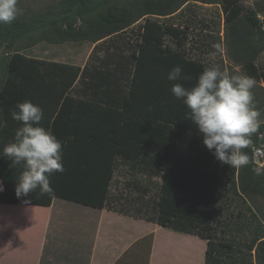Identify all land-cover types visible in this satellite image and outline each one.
<instances>
[{"label": "trees", "instance_id": "obj_1", "mask_svg": "<svg viewBox=\"0 0 264 264\" xmlns=\"http://www.w3.org/2000/svg\"><path fill=\"white\" fill-rule=\"evenodd\" d=\"M185 1L57 0L38 10L19 8L11 24H0V151L13 141L20 126L11 115L16 104L30 100L43 109L41 125L61 142L64 167L49 178L51 192L36 189L17 197L16 181L23 166H13L0 156L4 186L0 203L50 206L60 198L102 208L110 200L120 166L129 175L125 189L135 196L119 201V211L205 239V264H243L232 260L229 240L215 238L217 225H227L216 212L221 211L223 192L232 190L253 202L256 213L264 216L259 205L264 200V168L258 171L254 158V148L264 143V120L244 150L250 159L247 166L220 163L187 120L189 110L171 93L176 82L191 87L208 66L187 58L181 48L164 45L162 25L150 18H145L141 40L128 56L115 44L122 39L116 33L147 15L171 14ZM199 1L221 4L230 60L256 82L264 81V68L258 62L264 51L260 19L255 14L244 16L240 0ZM166 30L179 39L178 28ZM102 39L108 54L98 64L86 65L77 86L79 67L44 63L21 53L42 41ZM178 44L183 45L182 38ZM176 65L191 79L168 81L167 73ZM253 97L256 109L264 108V99L256 93ZM150 210L152 215L147 214ZM151 239L149 235L144 241L150 244ZM254 259L264 264V236L255 243ZM183 264H191V259Z\"/></svg>", "mask_w": 264, "mask_h": 264}, {"label": "rangeland", "instance_id": "obj_2", "mask_svg": "<svg viewBox=\"0 0 264 264\" xmlns=\"http://www.w3.org/2000/svg\"><path fill=\"white\" fill-rule=\"evenodd\" d=\"M55 1L57 0H18L17 7L32 11L38 10L43 6L54 3ZM240 2L244 8V16L255 14L262 22L264 28V0H240ZM145 18L157 20V22L162 25L164 30V45L170 46L173 49L181 48L187 58L204 62L208 67L216 65L221 70H227L229 73L244 74L241 68L233 64L229 58V52L225 41L226 23L221 4L204 3L199 0H187L179 9L171 14L147 15L144 18L139 19L128 28L122 30L121 33H116L120 34L123 40L117 38L118 42L115 44L120 45L124 50L126 49L125 54L127 56L136 48L137 42L141 40L142 26ZM169 27H176L180 30L181 35L179 36V39H183V45L181 47L180 44H178V37L166 30ZM255 32H257V29ZM120 40L122 41L120 42ZM48 43L49 42L45 41L39 42L21 53L33 58V56L36 57L38 54L47 51L49 55L58 57L61 60L66 59L67 62L72 64H81L82 59L86 54L91 52L93 47V44L89 42H60L56 45H50ZM216 44L221 45L222 51L218 52L216 50L214 47ZM109 50L116 52L114 49ZM3 52H5V49ZM1 54L2 52L0 55ZM258 62L264 68V51L260 53ZM254 93H256L261 100L264 99V81L256 82L255 87L252 89V94ZM253 98L255 103V97ZM259 112L261 113L259 119L264 120V108L259 110ZM259 147L264 149V143ZM257 148L258 147L254 148V158L261 155H259L260 149ZM255 166L258 171H261L264 168V157L257 158L255 160ZM128 176V172H126L124 168L119 166L116 169L110 192V203H112V201L116 202V208L120 207L119 201L125 199V197L130 198V196H135L134 192L126 191L125 189L126 178H128ZM228 185L232 186V184ZM55 202L56 204L63 203L74 205L73 202L60 198L56 199ZM220 204L221 211L216 212V214L218 217H221L220 219L226 221L227 225L225 227L217 225V234L215 238L227 239L231 242L233 246L232 250H230L232 260H235L236 258V260H240L243 264H257L254 259V246L256 241L264 236V216H261L260 214L259 216L256 213V208L253 202L245 197L238 196L232 190L223 192ZM259 205L263 208L264 213V200H261ZM1 210L4 211L3 209ZM1 210L0 213H2ZM38 212V215L41 216L42 219H45V212L42 210ZM147 214L152 215L153 210L148 211ZM9 216L10 214H8V216L0 214V253L5 252L4 246L8 243V236H13V230H9L8 227L10 224L13 226L16 222L14 223L13 220H8ZM46 221L47 219H45V222ZM28 227L30 230L27 229L26 232L18 230L16 226L14 227V229H16L15 233L17 234V238L14 242L15 247L17 248L15 253L18 252V256L32 255L35 252H39L40 241L45 236L46 231L43 229L42 223H33V225H28ZM221 230H223V232L219 235L218 232ZM159 237L161 249L171 250V255H169L167 259L164 257L161 260L163 263L171 260L170 262L173 261L175 264H178L181 260L186 262V258L188 261L191 259V264L201 263L204 250V245L201 239L195 240L184 238V243L182 244L179 240L172 239L171 237L174 236H170V234L164 230H160ZM146 251L142 252L136 263L148 264ZM240 257L245 259L242 260ZM176 261L178 263H176Z\"/></svg>", "mask_w": 264, "mask_h": 264}, {"label": "clouds", "instance_id": "obj_3", "mask_svg": "<svg viewBox=\"0 0 264 264\" xmlns=\"http://www.w3.org/2000/svg\"><path fill=\"white\" fill-rule=\"evenodd\" d=\"M18 0H0V24H11L20 14ZM222 51L221 45H214ZM190 80L183 74L181 65L172 67L167 80ZM254 78L240 73H229L218 66L205 67L191 87L176 82L171 93L189 110L191 120L202 142L215 158L232 168L250 163L244 150L252 143L257 132L261 113L256 109L252 89ZM12 119L20 122L12 142L4 145L0 156L9 159L13 166L22 165L15 193L27 196L36 189L51 192L50 177L64 171L62 144L57 137L41 125L43 109L30 100L16 104Z\"/></svg>", "mask_w": 264, "mask_h": 264}, {"label": "crops", "instance_id": "obj_4", "mask_svg": "<svg viewBox=\"0 0 264 264\" xmlns=\"http://www.w3.org/2000/svg\"><path fill=\"white\" fill-rule=\"evenodd\" d=\"M103 41L104 39L98 42H78L93 44L91 52L86 54L81 64H72L66 59L61 60L49 55L47 51L33 57L44 63H64L79 67L80 73L74 82V86H77L86 65L98 64L105 53L108 54L107 46L101 45ZM48 44L56 45L57 43ZM116 55H119V52ZM3 189L4 186L0 179V191ZM56 199L58 198L52 200L50 206L0 203V210H4H1L0 214L6 216L10 214L8 220L17 223L13 226L10 224L8 227L9 230H13V236H8V243L4 246L5 252L0 253V264H138L137 259L146 250L148 264H172L171 260L166 263L161 261L164 257L167 259L171 255V250L161 249L160 230L167 231L170 236H174L171 237L172 239L179 240L182 244L184 238L201 239L204 250L200 264H205L207 241L195 234L177 231L130 213L121 212L116 208L114 201L110 203L109 200L104 207L97 208L73 201L70 202L74 205L56 204ZM40 210L45 212L46 222L38 215ZM33 223H42L46 231L40 241V250L32 255L18 256L19 253H15L17 248L14 242L17 234L14 227L26 232L28 225H33ZM149 235L152 236L150 244L147 240L144 241ZM180 264H183V260Z\"/></svg>", "mask_w": 264, "mask_h": 264}, {"label": "built area", "instance_id": "obj_5", "mask_svg": "<svg viewBox=\"0 0 264 264\" xmlns=\"http://www.w3.org/2000/svg\"><path fill=\"white\" fill-rule=\"evenodd\" d=\"M257 149H260V150H259V155H260V154H261V155H260V156H257V157L255 158V160H256L257 158H263V157H264V153H263V150H264V149L261 148V147H258Z\"/></svg>", "mask_w": 264, "mask_h": 264}]
</instances>
